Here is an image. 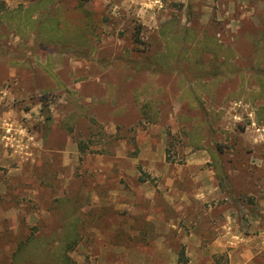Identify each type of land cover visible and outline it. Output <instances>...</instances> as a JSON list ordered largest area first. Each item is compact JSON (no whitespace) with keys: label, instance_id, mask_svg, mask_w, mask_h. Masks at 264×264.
Instances as JSON below:
<instances>
[{"label":"rangeland","instance_id":"obj_1","mask_svg":"<svg viewBox=\"0 0 264 264\" xmlns=\"http://www.w3.org/2000/svg\"><path fill=\"white\" fill-rule=\"evenodd\" d=\"M71 239L264 264V0H0V264Z\"/></svg>","mask_w":264,"mask_h":264},{"label":"trees","instance_id":"obj_2","mask_svg":"<svg viewBox=\"0 0 264 264\" xmlns=\"http://www.w3.org/2000/svg\"><path fill=\"white\" fill-rule=\"evenodd\" d=\"M213 45L216 46L217 44L214 42ZM140 112H141V116L143 118H145L146 120L151 121V122L156 121L157 109L154 106H152L150 102L142 103L140 106ZM201 138L202 137L200 136L197 138V140L199 141ZM214 152H212V153L214 154ZM70 231L72 232V230H70ZM72 234H74V233H72ZM30 243H31V239H29L26 242H23L22 244H20V246L23 248L25 246H28ZM72 244L73 243H72V239H71V240L66 241L64 244L61 243L58 246L57 250L59 251V254L57 256V264H68V258L66 256L65 252L68 248H71ZM46 257L49 258L48 255ZM177 262L179 264H188V259H187L185 252L182 248L179 251Z\"/></svg>","mask_w":264,"mask_h":264}]
</instances>
